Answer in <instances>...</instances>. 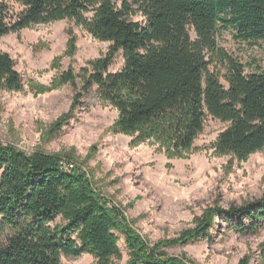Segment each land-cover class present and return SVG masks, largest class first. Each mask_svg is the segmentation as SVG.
<instances>
[{
	"label": "trees",
	"instance_id": "16d2710c",
	"mask_svg": "<svg viewBox=\"0 0 264 264\" xmlns=\"http://www.w3.org/2000/svg\"><path fill=\"white\" fill-rule=\"evenodd\" d=\"M11 1L18 9L10 0L0 1V38L70 20L110 43L108 53L80 74L70 69L60 75L61 85L74 87L75 108L96 87L118 112L113 130L137 135V142L155 138L168 146L171 157L191 151L208 116L229 124L218 138L220 153L245 161L264 151V70L247 73L217 40L222 27L233 30L238 41H264V0ZM131 14L145 21H133ZM119 53L123 68L112 73ZM213 65L225 69L224 76ZM22 88L15 60L0 51V90ZM63 163L75 168L66 170ZM75 163L70 156L28 154L0 143V264H63L62 256L84 254L95 264H122L119 234L129 251L126 264H193L163 248L208 238L216 218L244 235L264 225L263 195L241 206L210 209L195 219L194 229L151 246L119 208L101 199Z\"/></svg>",
	"mask_w": 264,
	"mask_h": 264
},
{
	"label": "rangeland",
	"instance_id": "374dc122",
	"mask_svg": "<svg viewBox=\"0 0 264 264\" xmlns=\"http://www.w3.org/2000/svg\"><path fill=\"white\" fill-rule=\"evenodd\" d=\"M10 4L18 9L11 0ZM86 16L91 19L93 13ZM130 19L145 21L141 14H131ZM234 35L220 27L219 46L244 64L247 73L264 70V41L245 43ZM109 47L70 20L35 25L0 38V51L11 55L23 79L19 92L0 90V143L28 154L70 156L101 199L110 208H119L126 223L151 246L194 229L195 219L210 209L241 206L264 195V151L245 161L219 152L218 138L228 123L208 116L191 151L171 157L168 146L155 138L137 142V135L113 130L118 112L99 97L96 87L75 108L74 87L61 85L60 75L70 69L80 74L90 61L104 57ZM123 65L119 53L110 72H120ZM211 69L221 76L226 73L221 66ZM222 83L227 86L223 77ZM119 236L122 264H126L129 251L125 237ZM163 251L193 264H239L244 259L264 264V225L244 235L216 218L208 238ZM61 261L96 262L88 254L62 256Z\"/></svg>",
	"mask_w": 264,
	"mask_h": 264
},
{
	"label": "built area",
	"instance_id": "2783aa9c",
	"mask_svg": "<svg viewBox=\"0 0 264 264\" xmlns=\"http://www.w3.org/2000/svg\"><path fill=\"white\" fill-rule=\"evenodd\" d=\"M62 166H66V170H73L75 168L74 164H65V163H63Z\"/></svg>",
	"mask_w": 264,
	"mask_h": 264
}]
</instances>
